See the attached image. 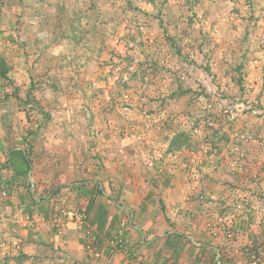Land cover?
I'll return each instance as SVG.
<instances>
[{"label": "rangeland", "instance_id": "obj_1", "mask_svg": "<svg viewBox=\"0 0 264 264\" xmlns=\"http://www.w3.org/2000/svg\"><path fill=\"white\" fill-rule=\"evenodd\" d=\"M229 1L205 10L201 0H0V57L11 81L0 79V126L9 142L22 139L29 151L28 134L45 132L51 144H82L89 152L83 155L101 159L100 147L112 142L118 153L130 140L144 147L145 167L153 168L152 158L164 157L155 155L157 145L167 148L185 133V159L198 164L227 147V171L244 173L242 146L257 138L240 141L236 136L246 132L237 122L247 113L264 119V0ZM208 11L237 15V38L222 41V31L201 18L209 27L204 36L195 16ZM144 47L158 55L145 51L138 61L135 53ZM180 96L181 109L172 101ZM175 125L180 130L170 135ZM192 171L189 176L201 175ZM203 200L215 206L198 197Z\"/></svg>", "mask_w": 264, "mask_h": 264}, {"label": "crops", "instance_id": "obj_2", "mask_svg": "<svg viewBox=\"0 0 264 264\" xmlns=\"http://www.w3.org/2000/svg\"><path fill=\"white\" fill-rule=\"evenodd\" d=\"M201 1L205 10L227 4L224 0ZM175 2L185 4V0H167L168 4ZM195 18L197 26L204 25L202 18L218 27L222 41L235 40L241 32L237 15L213 11ZM208 29L202 28L201 33L206 36ZM145 51L153 59L159 52L151 47L136 52L138 61ZM172 101L180 109L185 103L181 96ZM259 104L264 110V99ZM173 129L170 135L180 130L177 125ZM236 129L257 138L242 146L244 173L230 175L227 171V147L220 149L219 158L197 164L198 158L185 159L188 151L184 147L165 155L168 146L162 142L167 148L157 145L154 152L163 159L153 157V168H147L144 147L130 140L119 145L118 153L112 142L100 147L99 159L90 158L88 147L82 144L75 149L70 142L51 144L50 136L41 132L46 138L40 134L26 139L31 140L27 145L31 165L27 180L22 181L1 167L10 150H23L26 145L22 139L9 142L0 126V264H235L238 256H233L224 233L212 236L209 228L223 219L240 247L264 245V143L259 142H264V119L242 114ZM194 168L201 175L189 176ZM23 184H29V190ZM199 196L214 199L215 206L199 202ZM238 199L253 207L250 214H232L231 202ZM61 209L79 215L56 229L51 218ZM91 250L98 251L99 257ZM19 256L25 259L17 261Z\"/></svg>", "mask_w": 264, "mask_h": 264}, {"label": "built area", "instance_id": "obj_3", "mask_svg": "<svg viewBox=\"0 0 264 264\" xmlns=\"http://www.w3.org/2000/svg\"><path fill=\"white\" fill-rule=\"evenodd\" d=\"M228 114L229 117L233 119L232 111L229 109V111L225 112ZM237 138H239L242 142H249L253 140V137L249 133L237 135ZM204 201V200H203ZM205 202V201H204ZM205 205L212 206L213 200H208L204 203ZM253 210V207L245 202L234 204L232 207V214L234 213H244V214H250ZM79 214L76 213V211L73 210H64L61 209L56 215H54L51 218V225L54 228H60L64 226L65 220L74 221V219ZM264 227V222H263ZM209 232L212 236H216L218 232H223L225 238L228 240V244L233 253V256L237 255L238 258L236 259L235 264H264V245H257V246H251V247H240L238 244L235 233L233 232L232 228L227 227L225 223H223V219L221 221H217L215 224H213L209 228ZM93 239L91 243L93 244ZM92 249V248H91ZM92 251V255L96 258L99 257L100 253L98 251Z\"/></svg>", "mask_w": 264, "mask_h": 264}, {"label": "trees", "instance_id": "obj_4", "mask_svg": "<svg viewBox=\"0 0 264 264\" xmlns=\"http://www.w3.org/2000/svg\"><path fill=\"white\" fill-rule=\"evenodd\" d=\"M9 68L5 64V61L2 57H0V79L3 81H6L7 83H11L8 73H9ZM28 95V94H27ZM15 99H18L15 97ZM25 105H27V101L23 102ZM46 119H48V116H45ZM34 135L33 132H30L28 134ZM190 144V140L188 139L187 135L185 133H179L175 135L168 144V153H172L175 151H179L181 148L186 147L188 148ZM30 148L29 151L27 150H21V149H13L10 150L7 153L6 161L4 165L1 167L4 170H9L12 171L14 180H27V175L30 170V165H31V159H30ZM23 186H25L23 184ZM29 184L25 186L27 190H29ZM22 259H25L24 257H17V261H21Z\"/></svg>", "mask_w": 264, "mask_h": 264}]
</instances>
